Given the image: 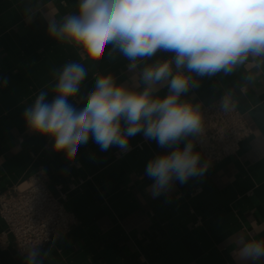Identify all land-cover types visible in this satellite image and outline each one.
Segmentation results:
<instances>
[{"label": "crops", "instance_id": "1", "mask_svg": "<svg viewBox=\"0 0 264 264\" xmlns=\"http://www.w3.org/2000/svg\"><path fill=\"white\" fill-rule=\"evenodd\" d=\"M76 4L0 0V81L8 79L6 87L0 86V195L38 168L46 171L55 194L59 187L67 190L83 181L67 203L76 224L53 244L39 248L41 264H264L238 255L242 240L264 238V58L249 57L229 74L194 77L199 87L182 98L210 104L227 94L246 114L253 133L237 156L186 183L174 181L167 192L153 197L146 165L172 149L160 148L140 133L129 139V150L120 158L118 147L103 150L90 140L68 159L53 151L48 137L30 131L23 118L41 89H49L47 99H53V70L69 61L89 68L80 93L70 100L78 109L94 88L93 74L111 73L117 84L132 82L128 61L116 46L89 66L78 49L49 37L47 16L60 19L74 13ZM172 55L158 52L147 63ZM167 93L165 86L159 95ZM0 264H25V258L12 244L0 249Z\"/></svg>", "mask_w": 264, "mask_h": 264}, {"label": "clouds", "instance_id": "2", "mask_svg": "<svg viewBox=\"0 0 264 264\" xmlns=\"http://www.w3.org/2000/svg\"><path fill=\"white\" fill-rule=\"evenodd\" d=\"M47 34L79 50L89 66L116 46L132 82L117 84L113 74H93L95 85L82 108L70 103L89 75L84 62L69 61L54 69V83L41 89L23 118L30 131L48 137L53 151L74 159L91 140L100 149H129L142 133L147 141L171 151L154 156L145 175L157 197L174 181L186 183L207 171L196 150L203 132L201 104L182 98L199 87L194 77L229 74L249 57L264 58V0H77L76 11L60 19L47 16ZM158 52L167 59L147 63ZM7 77L0 81L6 87ZM166 95H159L164 87ZM224 97L221 109L228 110ZM183 145V146H181ZM242 260H264V238L242 240ZM41 251L29 249L25 264H41Z\"/></svg>", "mask_w": 264, "mask_h": 264}, {"label": "built area", "instance_id": "3", "mask_svg": "<svg viewBox=\"0 0 264 264\" xmlns=\"http://www.w3.org/2000/svg\"><path fill=\"white\" fill-rule=\"evenodd\" d=\"M224 97L230 101L226 111L221 109ZM201 106L204 124L196 149L201 154V162L207 163L209 170L237 156L253 129L236 100L227 94ZM127 151L119 149L116 157L120 158ZM70 165L78 167L74 160ZM81 184L83 181L79 180L71 183L67 190L59 187L55 194L50 188L46 171L38 168L20 184L0 195V219L5 224V230L0 232V249H7L13 244L17 253L25 258L29 249L51 245L70 232L76 218L67 203L70 193ZM199 191L195 190L191 196Z\"/></svg>", "mask_w": 264, "mask_h": 264}]
</instances>
